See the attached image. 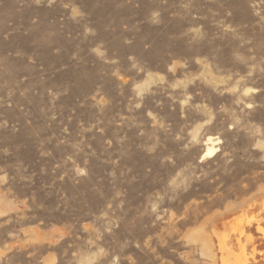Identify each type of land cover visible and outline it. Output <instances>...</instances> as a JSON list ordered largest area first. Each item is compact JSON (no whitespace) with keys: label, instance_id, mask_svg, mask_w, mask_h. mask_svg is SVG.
<instances>
[{"label":"rangeland","instance_id":"obj_1","mask_svg":"<svg viewBox=\"0 0 264 264\" xmlns=\"http://www.w3.org/2000/svg\"><path fill=\"white\" fill-rule=\"evenodd\" d=\"M0 264H264V0H0Z\"/></svg>","mask_w":264,"mask_h":264},{"label":"bare ground","instance_id":"obj_2","mask_svg":"<svg viewBox=\"0 0 264 264\" xmlns=\"http://www.w3.org/2000/svg\"><path fill=\"white\" fill-rule=\"evenodd\" d=\"M212 141L211 139H209V142ZM217 153V150L215 147H208V150H207V153H206V156H213L214 154ZM247 230V227H241L240 229H238L237 231L238 232V235H241L243 233V231H246ZM224 247H225V244H221L220 243V248L222 250H224Z\"/></svg>","mask_w":264,"mask_h":264}]
</instances>
